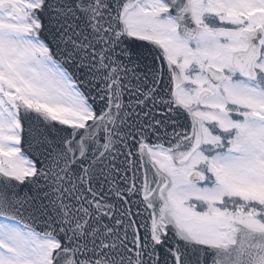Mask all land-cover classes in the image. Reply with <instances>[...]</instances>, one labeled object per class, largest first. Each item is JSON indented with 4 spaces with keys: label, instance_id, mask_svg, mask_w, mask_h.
<instances>
[{
    "label": "snow or ice",
    "instance_id": "obj_1",
    "mask_svg": "<svg viewBox=\"0 0 264 264\" xmlns=\"http://www.w3.org/2000/svg\"><path fill=\"white\" fill-rule=\"evenodd\" d=\"M0 264H264V0H0Z\"/></svg>",
    "mask_w": 264,
    "mask_h": 264
},
{
    "label": "water",
    "instance_id": "obj_2",
    "mask_svg": "<svg viewBox=\"0 0 264 264\" xmlns=\"http://www.w3.org/2000/svg\"><path fill=\"white\" fill-rule=\"evenodd\" d=\"M145 43H146V42H145ZM148 63H151V61H149ZM139 71L147 72V71H148V67H147V66L142 67L141 69H139ZM57 127H59V125H57ZM61 134H62V133H61ZM49 135H50V138H53V139L56 138V136H57V132H56V130H55V129H50V130H49ZM26 147H27V145H26ZM30 154L33 155V156H36V155H38V152H37V150L33 149L32 152H31ZM21 191L23 192V191H25V190L22 189Z\"/></svg>",
    "mask_w": 264,
    "mask_h": 264
}]
</instances>
